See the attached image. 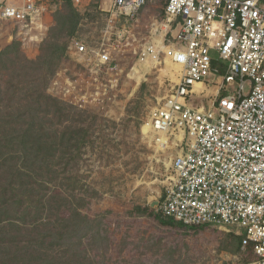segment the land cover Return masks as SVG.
<instances>
[{"label":"built area","instance_id":"obj_1","mask_svg":"<svg viewBox=\"0 0 264 264\" xmlns=\"http://www.w3.org/2000/svg\"><path fill=\"white\" fill-rule=\"evenodd\" d=\"M66 1L0 0V24L28 28ZM70 1L78 12L95 3L105 28L96 46L82 37L71 39L67 57L77 61L81 73L69 77L58 71L48 93L81 111L105 110L117 96L123 72L114 57L117 49L129 47V55L153 63L167 54L181 74L151 111L147 126L167 145L182 149L172 160L173 176L156 212L186 228L234 229L243 238L242 249L251 246L256 256L245 264H264L261 0H166L163 19L147 36L136 29L148 0ZM155 36L170 44H159ZM212 87L210 100L206 93Z\"/></svg>","mask_w":264,"mask_h":264},{"label":"rangeland","instance_id":"obj_2","mask_svg":"<svg viewBox=\"0 0 264 264\" xmlns=\"http://www.w3.org/2000/svg\"><path fill=\"white\" fill-rule=\"evenodd\" d=\"M165 1L148 4L155 18L164 16ZM64 8L62 4L55 11L49 10L28 28L13 21L1 23L0 52L18 41L24 55L36 59L55 25V13ZM79 13L83 19L75 36L96 46L105 28V15L94 3ZM148 26L145 20L136 30L147 36ZM71 39L66 37L64 41L70 44ZM155 40L165 46L170 44L163 43L161 36H155ZM128 49L120 47L114 56L123 72L110 106L80 114L75 111L73 116L74 122L87 132L85 146L70 166V175L76 182L75 195L77 199L85 198L87 205L82 212L91 218L99 216L101 228L110 239V252L99 264L247 263L246 250L236 251L235 237L240 236L234 229L186 228L160 222L156 208L173 176L172 160L182 148L173 143L167 145V140L151 133L147 124L151 111L163 103L178 83L181 68L165 53L160 63L153 64L129 55ZM59 71L74 77L81 73V68L75 59L66 57ZM4 78L0 74V83ZM214 93L212 87L206 94L212 100ZM160 139L162 146L158 144ZM136 207L154 213L139 214ZM84 242L90 244L91 238Z\"/></svg>","mask_w":264,"mask_h":264},{"label":"trees","instance_id":"obj_3","mask_svg":"<svg viewBox=\"0 0 264 264\" xmlns=\"http://www.w3.org/2000/svg\"><path fill=\"white\" fill-rule=\"evenodd\" d=\"M64 4L36 59L18 41L0 52V264H99L110 252L100 217L82 212L87 203L76 198L70 175L87 138L73 116L85 111L47 91L68 54L64 38H73L83 19L70 0ZM157 215L163 225L183 226ZM242 239L235 237L238 252ZM246 252V262L256 259L251 246Z\"/></svg>","mask_w":264,"mask_h":264},{"label":"crops","instance_id":"obj_4","mask_svg":"<svg viewBox=\"0 0 264 264\" xmlns=\"http://www.w3.org/2000/svg\"><path fill=\"white\" fill-rule=\"evenodd\" d=\"M158 1L159 0H154V1H152V0L149 1L148 0L147 5L144 7V9L140 13V16H139V18H140L139 26L142 23V21H145L146 20L147 22H149V26L148 27H151V25L153 23H156L157 21H160V20L163 19V18H155L154 15L148 9V4H150V3L151 4H154V3L158 2ZM261 3H262V5H264V0H261ZM165 4H166V1H165ZM164 8H163V10H164ZM163 13H164V11H163ZM148 31L149 30H147V33H148Z\"/></svg>","mask_w":264,"mask_h":264},{"label":"bare ground","instance_id":"obj_5","mask_svg":"<svg viewBox=\"0 0 264 264\" xmlns=\"http://www.w3.org/2000/svg\"><path fill=\"white\" fill-rule=\"evenodd\" d=\"M159 44H160V42H159ZM153 64H154V63H153ZM174 65H175V64H174ZM174 65H173V66H174ZM146 66H147V65H146ZM176 66H177V65H176ZM147 67H148V66H147ZM178 67H179V66H178ZM179 68H180V67H179ZM179 68H178V69H179ZM201 87H202L201 85H197L196 88H201ZM147 127H148V126H147ZM148 128H149V127H148Z\"/></svg>","mask_w":264,"mask_h":264}]
</instances>
